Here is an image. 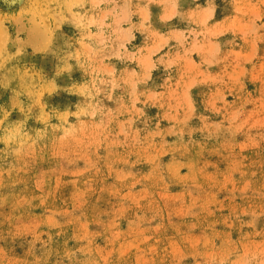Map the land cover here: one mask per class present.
I'll return each instance as SVG.
<instances>
[{
	"label": "rangeland",
	"instance_id": "obj_1",
	"mask_svg": "<svg viewBox=\"0 0 264 264\" xmlns=\"http://www.w3.org/2000/svg\"><path fill=\"white\" fill-rule=\"evenodd\" d=\"M0 264H264V0H0Z\"/></svg>",
	"mask_w": 264,
	"mask_h": 264
},
{
	"label": "bare ground",
	"instance_id": "obj_2",
	"mask_svg": "<svg viewBox=\"0 0 264 264\" xmlns=\"http://www.w3.org/2000/svg\"><path fill=\"white\" fill-rule=\"evenodd\" d=\"M173 10H174V7L172 8ZM171 13H173V12H171ZM212 13V9L210 10V12H209V14H211ZM169 15V14H168ZM168 16L166 15V18H167ZM170 17V16H169ZM125 19H126V17H125ZM127 33H129V32H127ZM124 34H126V32L124 33ZM130 34V33H129ZM125 36V38H124V40L125 39H127L128 37H130L128 34L127 35H124Z\"/></svg>",
	"mask_w": 264,
	"mask_h": 264
}]
</instances>
